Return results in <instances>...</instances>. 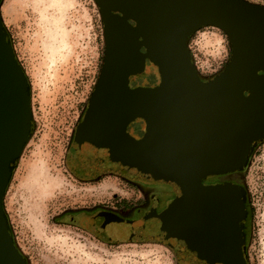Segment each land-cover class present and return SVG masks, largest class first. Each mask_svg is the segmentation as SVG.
I'll use <instances>...</instances> for the list:
<instances>
[{
    "label": "water",
    "instance_id": "1",
    "mask_svg": "<svg viewBox=\"0 0 264 264\" xmlns=\"http://www.w3.org/2000/svg\"><path fill=\"white\" fill-rule=\"evenodd\" d=\"M105 57L75 133L81 173L124 171L171 184L176 196L144 229L179 264H248L244 187L212 177L243 169L264 139V4L248 0H95ZM0 0V264H30L5 207L13 170L30 140V82L4 28ZM204 26L222 29L232 55L202 79L189 47ZM157 81L132 86L147 62ZM145 122L142 136L128 127ZM75 147H78L75 150ZM105 224H122L114 212ZM101 222V220H100ZM113 239H122L115 236Z\"/></svg>",
    "mask_w": 264,
    "mask_h": 264
},
{
    "label": "rangeland",
    "instance_id": "2",
    "mask_svg": "<svg viewBox=\"0 0 264 264\" xmlns=\"http://www.w3.org/2000/svg\"><path fill=\"white\" fill-rule=\"evenodd\" d=\"M248 1L264 4V0ZM1 14L29 79L32 100V134L5 196L12 234L28 262L179 264L171 248L161 242L103 239L54 221L66 209L133 206L143 200L137 180L125 172L82 179L70 169L69 148L105 57L104 25L95 0H2ZM189 47L200 75L209 79L223 70L232 55L228 35L215 26L196 31ZM156 81L148 64L142 74L131 77L134 86ZM239 178L251 207L246 257L249 264H264V139Z\"/></svg>",
    "mask_w": 264,
    "mask_h": 264
},
{
    "label": "flooded vegetation",
    "instance_id": "3",
    "mask_svg": "<svg viewBox=\"0 0 264 264\" xmlns=\"http://www.w3.org/2000/svg\"><path fill=\"white\" fill-rule=\"evenodd\" d=\"M147 64L148 66H151L149 61L147 62ZM201 77L205 81L209 80V78H205L202 75ZM128 130L135 137H140L144 133L145 122L142 119H137L129 125ZM74 140L75 136L69 148L68 160L69 164L71 165L70 169L75 174V176L82 179H94L111 172L102 170L95 176L82 174L80 171L81 168L79 167L78 161L76 160V154H74L73 152L75 146ZM76 148L78 149V147H75V150H77ZM240 173L241 171H234L222 175H217L212 177L211 180H213V182L231 181L242 186L241 180L239 178ZM136 184L141 190L144 191V194H142L143 200L139 204L132 206L128 203H123L120 204L119 207L83 206L80 208H71L66 209L65 211L58 214L54 218V221L81 228L93 235L97 234L99 238L103 239H113L115 236H117L118 238H128L129 240H136L140 238L147 239L148 236H152V232H146V230L144 229L146 218L152 211H157L160 213L164 209H166L172 199L176 196V190L171 184L157 181L137 180ZM245 205L247 215L243 231L246 235L247 244L248 227L251 216V207L247 199L245 201ZM109 212L118 214L121 218H123V223L117 225L116 223L109 224L108 222L105 224V213Z\"/></svg>",
    "mask_w": 264,
    "mask_h": 264
},
{
    "label": "bare ground",
    "instance_id": "4",
    "mask_svg": "<svg viewBox=\"0 0 264 264\" xmlns=\"http://www.w3.org/2000/svg\"><path fill=\"white\" fill-rule=\"evenodd\" d=\"M40 179V178H39ZM38 179V180H39ZM39 181H41V179L39 180ZM35 184H37V181H36V183ZM40 185V184H39ZM42 186H43V184H42ZM47 186V185H46ZM32 188H33V190H34V186H32ZM44 188V187H43ZM38 190V189H37ZM40 198V197H39Z\"/></svg>",
    "mask_w": 264,
    "mask_h": 264
},
{
    "label": "trees",
    "instance_id": "5",
    "mask_svg": "<svg viewBox=\"0 0 264 264\" xmlns=\"http://www.w3.org/2000/svg\"><path fill=\"white\" fill-rule=\"evenodd\" d=\"M224 68H225V67H224ZM224 68H223V69H224ZM221 71H222V70H221ZM221 71H220V72H221ZM220 72H219V73H220ZM238 171H241V170H238Z\"/></svg>",
    "mask_w": 264,
    "mask_h": 264
}]
</instances>
